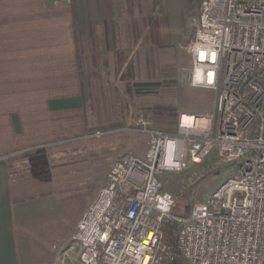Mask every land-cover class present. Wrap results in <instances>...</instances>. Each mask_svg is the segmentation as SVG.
<instances>
[{
  "label": "built area",
  "instance_id": "obj_1",
  "mask_svg": "<svg viewBox=\"0 0 264 264\" xmlns=\"http://www.w3.org/2000/svg\"><path fill=\"white\" fill-rule=\"evenodd\" d=\"M188 51L187 78L204 69L198 87L216 92L214 110L182 113L173 130L134 119L128 129L146 134L148 148L112 162L78 224L75 264H175L177 256L186 264H264V0H201ZM213 151L234 162V172L190 212L175 213L163 176ZM173 221L174 243L164 240Z\"/></svg>",
  "mask_w": 264,
  "mask_h": 264
},
{
  "label": "rangeland",
  "instance_id": "obj_2",
  "mask_svg": "<svg viewBox=\"0 0 264 264\" xmlns=\"http://www.w3.org/2000/svg\"><path fill=\"white\" fill-rule=\"evenodd\" d=\"M200 2L185 0L180 24L177 28L168 24L159 39L157 21L168 10L165 0H119L118 44L128 64L119 63V70L108 64L103 71L77 72L84 108L77 115L76 133L10 156L12 177L27 190L22 199L30 204L44 202L38 220L43 250L37 264H75L78 224L106 183L112 162L128 151L141 156L146 152L148 136L128 129L135 118L144 115L158 127L173 130L182 113L214 110L216 92L192 87L186 75ZM136 82H154L152 91L139 92ZM234 169V162L213 151L200 163L166 173L163 182L175 197L174 212H190ZM173 223L164 227L165 241Z\"/></svg>",
  "mask_w": 264,
  "mask_h": 264
},
{
  "label": "crops",
  "instance_id": "obj_3",
  "mask_svg": "<svg viewBox=\"0 0 264 264\" xmlns=\"http://www.w3.org/2000/svg\"><path fill=\"white\" fill-rule=\"evenodd\" d=\"M165 4L159 39L168 24L178 27L185 0ZM117 7L119 0H0V264H37L43 250L44 202L22 199L27 190L12 177L9 158L76 133L84 108L77 72L119 70L124 56Z\"/></svg>",
  "mask_w": 264,
  "mask_h": 264
},
{
  "label": "clouds",
  "instance_id": "obj_4",
  "mask_svg": "<svg viewBox=\"0 0 264 264\" xmlns=\"http://www.w3.org/2000/svg\"><path fill=\"white\" fill-rule=\"evenodd\" d=\"M213 54L211 57L212 59L215 58V55H213ZM206 55H207V52L205 50L201 49L199 51L198 59L202 61ZM203 73H204V69L200 66H196L195 71H194V75H193V79L191 82L192 87H198V86H202L205 84V79H204ZM212 77H213V72L211 70H209L208 76H207V84H211ZM191 122H192L191 117L184 116L182 118V123L185 125H189V124H191ZM168 163L171 164V159H169Z\"/></svg>",
  "mask_w": 264,
  "mask_h": 264
},
{
  "label": "trees",
  "instance_id": "obj_5",
  "mask_svg": "<svg viewBox=\"0 0 264 264\" xmlns=\"http://www.w3.org/2000/svg\"><path fill=\"white\" fill-rule=\"evenodd\" d=\"M123 57L119 58V63L123 64ZM154 82H136L135 86L138 89L139 92L143 91V92H151L152 87L151 85H153ZM176 223L174 222L173 225L171 226V232H169L171 234V236L167 237L166 240L171 241L174 243V237H175V232H176ZM173 237V238H172ZM173 240V241H172ZM175 264H186L185 261L183 260V258L181 256H177V259L175 261Z\"/></svg>",
  "mask_w": 264,
  "mask_h": 264
},
{
  "label": "snow or ice",
  "instance_id": "obj_6",
  "mask_svg": "<svg viewBox=\"0 0 264 264\" xmlns=\"http://www.w3.org/2000/svg\"><path fill=\"white\" fill-rule=\"evenodd\" d=\"M213 55H215V54H213Z\"/></svg>",
  "mask_w": 264,
  "mask_h": 264
}]
</instances>
